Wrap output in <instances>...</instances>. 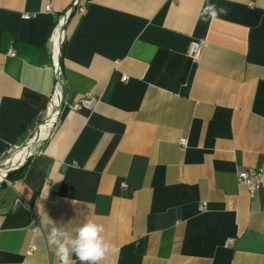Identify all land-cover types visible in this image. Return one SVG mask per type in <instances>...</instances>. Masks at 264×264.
<instances>
[{
    "label": "crops",
    "instance_id": "1",
    "mask_svg": "<svg viewBox=\"0 0 264 264\" xmlns=\"http://www.w3.org/2000/svg\"><path fill=\"white\" fill-rule=\"evenodd\" d=\"M74 1L0 0V162L47 111L49 42ZM207 3L229 12L205 22ZM78 6L60 48L57 123L0 187V264H58L49 218L103 224L114 248L102 264H264V191L236 179L264 158V0Z\"/></svg>",
    "mask_w": 264,
    "mask_h": 264
},
{
    "label": "built area",
    "instance_id": "2",
    "mask_svg": "<svg viewBox=\"0 0 264 264\" xmlns=\"http://www.w3.org/2000/svg\"><path fill=\"white\" fill-rule=\"evenodd\" d=\"M78 1L79 0H75L74 4L68 7L65 10V12L62 13L57 18V22L54 27V34L50 38V42H49V47L52 51L51 64H52L53 71H54L53 93L48 103L47 111L42 121L37 125L32 138L22 148H24L28 144H31L30 147H32L37 142H41L46 136H48L49 132L54 128L59 118L60 98L58 94L56 93V91H57L59 84L62 82V71H61V64H60V48L64 42V38H65L64 37L65 36L64 26H65V23H66V20L69 14L74 10L75 7L77 8V11L79 13H82L84 11L83 6H78ZM45 10L48 12H51V7L47 5L45 7ZM24 17L28 18L29 16L24 15ZM54 48L56 49V51H53ZM200 51H201V48L197 42L192 41L189 43L188 48H187V55L193 58H197L200 54ZM6 54L8 56H14L13 48L9 47ZM127 78H128L127 75H122L123 81H126ZM91 101H92V97L90 95L81 96L73 102V104L71 105V109L78 110L79 108L83 106H88ZM42 130L45 132L44 135L41 134ZM180 145L182 146V148H184L186 146L185 141H181ZM4 161H1L0 164H2ZM23 164H24V161L17 167L13 169H9L7 173L9 171L19 168ZM5 177L3 178L2 181H6L8 183L9 181L6 180ZM236 179L239 184L245 185L247 187L250 195H253L255 191L260 190V189L264 191V158H263V162L258 167H247L245 169L239 170L236 174ZM55 203H56V200H53L52 204H55ZM200 208L202 209L203 206L201 205ZM28 253H30V250L28 251Z\"/></svg>",
    "mask_w": 264,
    "mask_h": 264
},
{
    "label": "clouds",
    "instance_id": "3",
    "mask_svg": "<svg viewBox=\"0 0 264 264\" xmlns=\"http://www.w3.org/2000/svg\"><path fill=\"white\" fill-rule=\"evenodd\" d=\"M228 12L227 7L207 3L200 16L207 22L209 19L227 15ZM47 223V241L55 249L58 264H76L77 261L79 264H102L114 248L104 235V225L93 220H86L71 230L50 218Z\"/></svg>",
    "mask_w": 264,
    "mask_h": 264
},
{
    "label": "bare ground",
    "instance_id": "4",
    "mask_svg": "<svg viewBox=\"0 0 264 264\" xmlns=\"http://www.w3.org/2000/svg\"><path fill=\"white\" fill-rule=\"evenodd\" d=\"M44 133L45 132L42 130L41 134L44 135ZM30 146L22 148L21 150L15 152L12 156L7 158L2 164H0V178L3 176V174L5 175L7 173V171L12 168L11 166H13V165L16 166L18 164L16 162H18L19 159L22 158L21 160H23V159H25L27 157V154L29 153V150L31 148ZM19 155H22V157L19 156ZM3 178L0 181H2Z\"/></svg>",
    "mask_w": 264,
    "mask_h": 264
},
{
    "label": "trees",
    "instance_id": "5",
    "mask_svg": "<svg viewBox=\"0 0 264 264\" xmlns=\"http://www.w3.org/2000/svg\"><path fill=\"white\" fill-rule=\"evenodd\" d=\"M24 169H25V164H23L22 166H20V167L17 168V169H14V170H12V171H9V172L6 174V179H7L8 181H12V180H14V179L20 177V176L22 175Z\"/></svg>",
    "mask_w": 264,
    "mask_h": 264
},
{
    "label": "rangeland",
    "instance_id": "6",
    "mask_svg": "<svg viewBox=\"0 0 264 264\" xmlns=\"http://www.w3.org/2000/svg\"><path fill=\"white\" fill-rule=\"evenodd\" d=\"M19 156L22 157V155H19ZM21 159H22V158H21ZM21 159H19V161L16 162V163H18L16 166H15V165L11 166V167H12L11 169L17 167L18 165H20V164L24 161V160H21ZM20 160H21V161H20ZM14 166H15V167H14ZM5 175H6V174H5ZM5 175H3V177H4ZM3 177H1L0 180H1ZM5 179H6V177H5ZM6 180H7V179H6ZM3 184H7V182H6V181H2V182L0 181V187H1Z\"/></svg>",
    "mask_w": 264,
    "mask_h": 264
}]
</instances>
